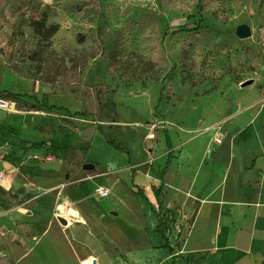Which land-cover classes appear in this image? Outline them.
Instances as JSON below:
<instances>
[{"label":"rangeland","instance_id":"obj_1","mask_svg":"<svg viewBox=\"0 0 264 264\" xmlns=\"http://www.w3.org/2000/svg\"><path fill=\"white\" fill-rule=\"evenodd\" d=\"M84 6L92 18L75 11ZM42 11L60 31L37 74L18 64L28 30L21 29L18 45L9 39L22 17ZM239 24L250 27L248 39L235 36ZM247 80L257 81L255 90L264 81V0H0V92L49 93L54 103L91 114L68 118L22 110L0 97V156H22L10 164L23 190L7 196L17 201L15 207L0 205V264H78L68 235L95 255L102 233L95 232L94 221L103 224L98 211L107 218L118 212L107 227L117 257L134 237L154 244L155 231L141 229L151 227L154 214L146 200L131 193L137 190L128 167L139 189L153 191L166 160L157 149L164 127L220 113ZM105 98L114 103L111 117ZM106 139L129 151L130 164ZM29 153L53 160L26 158ZM85 163L94 168L82 169ZM1 174L0 179L6 175ZM97 186L111 189L108 198L96 196ZM61 193L76 208L73 200L80 201L85 224L64 229L57 220ZM153 257L164 261L160 251Z\"/></svg>","mask_w":264,"mask_h":264},{"label":"crops","instance_id":"obj_2","mask_svg":"<svg viewBox=\"0 0 264 264\" xmlns=\"http://www.w3.org/2000/svg\"><path fill=\"white\" fill-rule=\"evenodd\" d=\"M257 81L253 80L249 87L235 89L231 93L233 98L222 111L213 112L205 121L173 129L164 127V137L159 139L157 149L161 148L167 157L168 150L165 153L162 142L168 137L172 145L169 169L162 185L153 191L141 190L154 214L153 210L157 209L154 191L161 187L160 234L166 242L155 231L158 222L154 214L151 227L141 226L146 233L155 231L154 244H144L134 237L123 257H117L110 237L113 232L107 227L112 228L113 217L118 212H112L107 218L98 211L99 220L103 219V224L94 221L95 232L102 233L98 239L100 249L95 253L100 264L118 261L121 264H260L264 260V81L259 89H252L258 85ZM216 138L221 139L220 143L214 142ZM55 146L61 148V145ZM15 170L0 156V175L6 173L0 179L2 209L17 205L7 203L10 192L16 197L23 191ZM132 181L138 187L134 173ZM73 202L83 218L80 201ZM109 223L112 225L108 226ZM179 224L181 231H174ZM165 243L174 250L173 254ZM159 251L164 261L153 257Z\"/></svg>","mask_w":264,"mask_h":264},{"label":"trees","instance_id":"obj_3","mask_svg":"<svg viewBox=\"0 0 264 264\" xmlns=\"http://www.w3.org/2000/svg\"><path fill=\"white\" fill-rule=\"evenodd\" d=\"M75 11L78 13H84V18H92L93 13L90 7L84 6L81 8H75ZM49 14L46 11H42L38 17H22L20 20L19 25L14 29L12 32L9 42L10 45H18L19 37L21 36L22 32L21 29L24 27L28 30L30 33L29 38H26V45L25 49L26 52L22 55V58L18 60V64H20L23 67L28 68L31 71H34V73H41L42 67L45 61V54L50 51L53 43V38L55 35L60 31V25L57 23H50L48 22ZM84 41V37L82 35L78 36V42L82 43ZM1 99L5 100L8 99L12 102H15L16 105L22 109V110H28V111H39V112H46V113H53V114H59L66 116L68 118H86L91 116V114L87 111H82V109H70V107H67L65 105L56 104L53 102V95H50L49 93H32V94H18V93H12L8 91H1L0 92ZM105 107L107 108L108 115L111 117L114 114V103L110 98H105ZM95 129L100 133L103 137H105L104 131L100 124L95 123ZM1 140V136H0ZM106 143L111 146L115 151H118L120 153H123L126 155L128 162L130 164V154L129 151L122 148L119 144L116 143V140H107ZM165 143L166 148L168 150L167 157L165 164L159 174V180L162 185V178L167 173L170 162L172 160V145L170 143V140L168 137H165ZM21 155H18L14 152H8L5 153L2 156V160L6 162H18L21 158ZM129 172L131 176V186L132 189L136 188V192L131 190V193L135 196H140L142 199H146V196L144 195L143 191L141 189H138V187L133 183V169L130 165ZM160 185V186H161ZM160 190L161 187L156 189L154 191V196L157 201V209L152 210L154 211V214L156 216L158 225L156 227V233L158 234L161 241L166 242V240L162 237L160 234V227L162 226V220H161V202L159 200L160 198ZM9 205H15L16 201H13L9 199L7 201ZM170 254L174 253V250L165 243L164 245ZM264 264V260L260 263Z\"/></svg>","mask_w":264,"mask_h":264},{"label":"bare ground","instance_id":"obj_4","mask_svg":"<svg viewBox=\"0 0 264 264\" xmlns=\"http://www.w3.org/2000/svg\"><path fill=\"white\" fill-rule=\"evenodd\" d=\"M64 217L68 224L64 229L72 226V223L85 224L78 210L71 204L64 194H59L55 205V217ZM82 228V227H81ZM86 231L84 228H82ZM67 239L71 245L72 251L77 258L78 264H100L99 259L93 255L88 248L79 245L72 236L68 235Z\"/></svg>","mask_w":264,"mask_h":264},{"label":"water","instance_id":"obj_5","mask_svg":"<svg viewBox=\"0 0 264 264\" xmlns=\"http://www.w3.org/2000/svg\"><path fill=\"white\" fill-rule=\"evenodd\" d=\"M234 34L237 38L244 40V39H248L251 36V30L247 24H239L235 27ZM252 83H253V80H247V81H243L240 84V86L243 88V87H246L248 85H251ZM93 168H94V165L92 163H85L82 165V169H84V170H91ZM57 220L62 225L68 224V221L61 216H57Z\"/></svg>","mask_w":264,"mask_h":264},{"label":"built area","instance_id":"obj_6","mask_svg":"<svg viewBox=\"0 0 264 264\" xmlns=\"http://www.w3.org/2000/svg\"><path fill=\"white\" fill-rule=\"evenodd\" d=\"M3 102L2 100H0V105H3ZM221 139L220 138H216L214 140L215 143H220ZM26 158H32L34 160H43V161H46V162H49V161H52L53 158L52 156H46V157H40L38 154H31V155H27ZM94 192L96 194V196H98L99 198L101 199H104V198H108L109 194H110V190L106 187H103V186H97L95 189H94Z\"/></svg>","mask_w":264,"mask_h":264}]
</instances>
